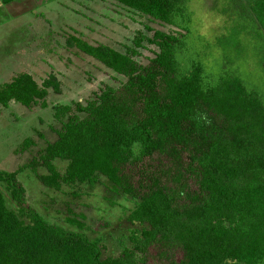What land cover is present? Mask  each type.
Listing matches in <instances>:
<instances>
[{
    "label": "trees",
    "instance_id": "16d2710c",
    "mask_svg": "<svg viewBox=\"0 0 264 264\" xmlns=\"http://www.w3.org/2000/svg\"><path fill=\"white\" fill-rule=\"evenodd\" d=\"M116 1L179 33L155 30L159 50L147 64L135 51L69 37L127 80L85 104L55 105L58 137L29 166L52 189L103 176L113 194L137 201L129 220L139 228L104 258L100 238L50 223L18 173L0 169L18 207L0 189V264H264V0H227L235 23L214 42L199 34L192 0ZM50 88L62 91L55 75L40 86L22 72L0 85V105L47 107ZM69 213L70 225L86 227Z\"/></svg>",
    "mask_w": 264,
    "mask_h": 264
},
{
    "label": "rangeland",
    "instance_id": "374dc122",
    "mask_svg": "<svg viewBox=\"0 0 264 264\" xmlns=\"http://www.w3.org/2000/svg\"><path fill=\"white\" fill-rule=\"evenodd\" d=\"M227 0H192L195 26L200 35L214 42L234 26V17L224 13ZM155 30L177 35L179 30L116 0H0V85L25 72L40 86L55 75L62 91L50 88L46 97L24 106L12 102L0 115V169L17 172L26 187L27 202L50 223L100 238L103 257L118 256L138 225L129 220L136 200L116 195L101 176L97 182L63 185L52 189L38 179L29 166L49 142L57 139L62 123L54 117V106L86 103L106 86L118 87L127 78L102 62L67 44L72 35L91 44H105L121 52L135 51L134 58L147 64L159 50L149 42ZM137 41H141L137 45ZM251 68L254 64L251 63ZM257 71V70H256ZM31 138L35 144L24 150L21 143ZM60 171L67 163L57 160ZM39 173H47L44 167ZM9 208L18 211L10 188L0 181ZM69 209L85 216L86 227L79 229L67 221Z\"/></svg>",
    "mask_w": 264,
    "mask_h": 264
},
{
    "label": "crops",
    "instance_id": "0c3cea01",
    "mask_svg": "<svg viewBox=\"0 0 264 264\" xmlns=\"http://www.w3.org/2000/svg\"><path fill=\"white\" fill-rule=\"evenodd\" d=\"M15 103V102H14Z\"/></svg>",
    "mask_w": 264,
    "mask_h": 264
}]
</instances>
